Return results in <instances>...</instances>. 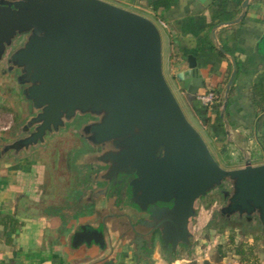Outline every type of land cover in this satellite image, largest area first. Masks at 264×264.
<instances>
[{"label": "water", "instance_id": "1", "mask_svg": "<svg viewBox=\"0 0 264 264\" xmlns=\"http://www.w3.org/2000/svg\"><path fill=\"white\" fill-rule=\"evenodd\" d=\"M1 60L16 72L29 113L12 123L0 157L29 156L89 116L76 128L91 148L83 163L100 165L99 178L133 176L131 210L141 217H70L64 228L77 229L64 264H117L122 249L147 259L153 236L176 258L179 247L193 246L198 204L213 193L221 203L212 214L223 225L257 222L264 230V162H217L167 82L151 18L106 0H0ZM188 61L183 95L192 104L204 82Z\"/></svg>", "mask_w": 264, "mask_h": 264}, {"label": "crops", "instance_id": "2", "mask_svg": "<svg viewBox=\"0 0 264 264\" xmlns=\"http://www.w3.org/2000/svg\"><path fill=\"white\" fill-rule=\"evenodd\" d=\"M106 1L143 14L156 23L162 49L164 42L167 45L168 75L199 124L205 115L214 119L215 108L214 102L206 107L197 98L192 104L186 101L183 94L188 57L196 63L191 76L203 78L204 85L198 94L220 91L222 104L226 100L222 108L227 107L228 111L226 116L222 115L224 134L221 126L207 129L200 126L222 157L237 158L233 167L243 165L246 157L253 163L264 162L260 141L264 111H259L264 106V0H228V12L233 17L221 22L213 20L216 0H171L168 7L157 11L151 8L153 0ZM232 72L234 77L228 90V82L222 88ZM212 153L216 158L215 152ZM29 156L23 154L9 173H1L4 181L0 185V204L9 200L10 204L0 208V219L11 215L15 230L5 229L0 223V264H64L69 259L66 255L69 247L61 248L57 229L61 224L62 230L66 220L40 213L52 194L40 202L43 166L29 160ZM117 264H141V261H135L131 250L122 249Z\"/></svg>", "mask_w": 264, "mask_h": 264}, {"label": "rangeland", "instance_id": "3", "mask_svg": "<svg viewBox=\"0 0 264 264\" xmlns=\"http://www.w3.org/2000/svg\"><path fill=\"white\" fill-rule=\"evenodd\" d=\"M166 50L167 45L164 42L162 49V66L163 72L169 83L171 89L175 93L185 115L188 120L201 132L203 136H205L207 144L211 151L215 152L217 162L224 167H233L237 164V158L225 159L218 152V150L214 147L211 140H209L208 135L200 126L196 118L192 115L189 110L188 105L182 100V94L175 89L173 82L168 75L167 66H166ZM20 86L16 81V72L15 71H7L5 60L0 61V142L8 141L12 136V132L15 130L12 123L17 124L21 119H23L29 113V103L28 101L22 97L20 93ZM20 123H18L19 125ZM17 125V126H18ZM64 130V129H63ZM62 130V131H63ZM61 134V133H60ZM209 141V142H208ZM37 148V147H36ZM99 149H97L98 151ZM86 151H82L81 161L83 162V158L85 156ZM103 152V151H102ZM77 151L73 152L75 156ZM98 156H100L97 153ZM102 157H104V153H101ZM29 160L39 161L42 166L45 165V178L48 176L52 170L48 167L47 162V154L45 151H42L40 148L35 150V153L32 156H29ZM17 161L15 158L10 156L0 157V185L1 181V173L4 175L9 173V169H11L14 165H16ZM73 164L76 163L73 157ZM88 164V163H85ZM89 166L93 164H88ZM100 166V165H99ZM102 169V167H101ZM90 169H88L89 173ZM100 172V171H99ZM122 176V175H121ZM119 173H113L108 177L99 178L98 173H94L91 180L94 181L97 185L95 192L92 194V199L95 197L97 200L96 206H98L99 213L101 215L107 213L109 210L125 212V208L127 206H133L136 204V200L133 196V192L130 187H126L123 197H119L118 190L116 187H119V179H121ZM4 177V176H3ZM47 179V178H46ZM48 185V184H47ZM68 184L64 185V188H67ZM94 195V196H93ZM50 199V198H49ZM118 199V200H117ZM95 200V201H96ZM99 201H105V205L99 204ZM221 203V196L218 193H213L210 196L205 197L198 204L199 211L197 214V218L194 219L193 222V232L195 235V240L193 246L187 251L183 247L178 251V255L176 258H172L170 261L155 253V258L151 261L150 264H191L192 260H195L196 263H202L204 259H209L214 252V249L218 243L227 244V251L224 257V261L227 263L238 264L237 256L234 254L233 244L230 243L229 237L233 235L235 243L239 241H253V235L258 237V240L255 242L256 247L255 251L259 255V257L264 261V230L259 226L257 222H254L250 226H245L244 230H241L242 223L238 221H230L225 225L211 224L208 219L211 217H217L212 214V209L215 206H218ZM5 204L9 205L10 200L6 203L0 204V208H5ZM92 217H97V213L92 215ZM126 217V216H119ZM103 218V217H102ZM102 220V219H101ZM111 226V221H110ZM1 237V236H0ZM1 239V238H0ZM108 250H110L108 248ZM141 264H146L141 261Z\"/></svg>", "mask_w": 264, "mask_h": 264}, {"label": "flooded vegetation", "instance_id": "4", "mask_svg": "<svg viewBox=\"0 0 264 264\" xmlns=\"http://www.w3.org/2000/svg\"><path fill=\"white\" fill-rule=\"evenodd\" d=\"M80 119L89 120L90 117L80 116L73 123L67 125L61 134L47 137V142L43 147L38 146L31 150L30 156L39 148L45 151L48 159L47 165L52 170L46 179V167L43 165V182L39 184L40 188H43L41 195V199H43L40 202L45 201L47 194L52 195H50L49 204L41 208L40 213L44 214L46 217H61L62 220H67L70 217H92L95 213H97V217H109L110 219L119 216L141 217V215L131 210V206H127L123 213L113 211L112 209L102 215L99 213V207L96 206L97 200L95 197L92 199V194L95 192L97 185L94 181L92 182L91 178L94 173H99L101 167L99 165L89 166L81 161L82 151H88L91 150V148L86 140L77 132L76 128ZM16 128L17 127L14 126V131H16ZM74 151H77L75 156L73 155ZM22 155L21 152L15 160H18ZM73 157L76 161L75 164L72 163ZM38 163L42 166L39 161ZM88 169H90L89 173ZM132 177V175L121 176L119 187H116L119 193L118 198L123 197L125 189L128 187V183ZM65 184H68L66 189L64 188ZM104 202L105 201H99V204L102 203L101 205L103 206L105 205ZM105 206H107L108 209V204ZM208 221L213 225L218 224L220 226L223 223L221 217H211ZM60 226L61 224L57 229V242L63 249L69 246L70 235L77 229V226L75 225V227H73V225H71L62 230ZM155 233L156 231L153 232V235ZM154 237L155 236L152 237V248L147 252L148 258L141 260V257L137 256L135 257L136 262L143 261L146 264H150L155 252L167 259L173 258L170 253V247H163ZM181 248L182 247H179V250Z\"/></svg>", "mask_w": 264, "mask_h": 264}, {"label": "trees", "instance_id": "5", "mask_svg": "<svg viewBox=\"0 0 264 264\" xmlns=\"http://www.w3.org/2000/svg\"><path fill=\"white\" fill-rule=\"evenodd\" d=\"M171 0H153L151 2V8L157 11L160 7H168ZM228 0H216L214 3L216 15L214 17L215 22H221L222 20H227L233 17V14L228 12L229 5ZM229 76L223 82L222 88H224L228 82ZM214 91V90H213ZM216 93V97L214 99V108H215V116L214 119L211 118L209 115H205L202 119H200V124L204 126L206 129L213 127V126H221L222 125V118L227 115V107L222 108V97L220 91H214ZM222 108V109H221ZM259 111H264V106L259 109ZM223 115V117H222ZM220 131L224 134V128L221 126ZM262 147L264 148V131L261 134L260 138ZM2 217H5L3 220L0 219V223L3 224L5 229L10 227V230H15L14 219L11 215L7 214ZM223 219V218H222ZM224 221V219H223ZM223 225V224H222ZM225 225V224H224ZM258 237L253 235V241H239L235 243L233 235L229 237V241L233 244L234 254L237 256L238 264H261V260L257 252L255 251L256 241ZM9 242V239L6 240ZM227 244L218 243L209 259H204L202 263H196L195 260L191 261V264H233L227 263L224 261V257L226 255ZM171 260L170 258L168 259Z\"/></svg>", "mask_w": 264, "mask_h": 264}, {"label": "built area", "instance_id": "6", "mask_svg": "<svg viewBox=\"0 0 264 264\" xmlns=\"http://www.w3.org/2000/svg\"><path fill=\"white\" fill-rule=\"evenodd\" d=\"M216 97V94L213 90H207L201 94L197 95V99L203 106H209L211 103H213L214 99Z\"/></svg>", "mask_w": 264, "mask_h": 264}]
</instances>
